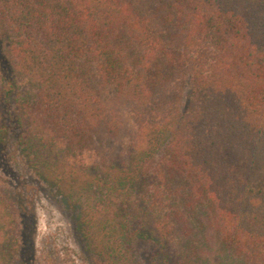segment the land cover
Wrapping results in <instances>:
<instances>
[{
  "label": "trees",
  "instance_id": "obj_1",
  "mask_svg": "<svg viewBox=\"0 0 264 264\" xmlns=\"http://www.w3.org/2000/svg\"><path fill=\"white\" fill-rule=\"evenodd\" d=\"M125 108L129 160L76 163ZM10 143L100 264H264V0H0ZM19 216L0 186V264Z\"/></svg>",
  "mask_w": 264,
  "mask_h": 264
},
{
  "label": "rangeland",
  "instance_id": "obj_2",
  "mask_svg": "<svg viewBox=\"0 0 264 264\" xmlns=\"http://www.w3.org/2000/svg\"><path fill=\"white\" fill-rule=\"evenodd\" d=\"M121 113L120 137L109 140L100 148L85 151L76 163L110 166L129 160L137 140V126L130 109L125 108ZM0 186L5 198L12 201L20 213L14 227L17 240L24 246V260L22 256L16 257L13 264H100L95 256L85 251L75 231L76 212L68 208L54 187L28 167L12 143L7 155L0 160ZM138 249L144 251L145 246ZM204 264L240 263L227 256H214Z\"/></svg>",
  "mask_w": 264,
  "mask_h": 264
}]
</instances>
